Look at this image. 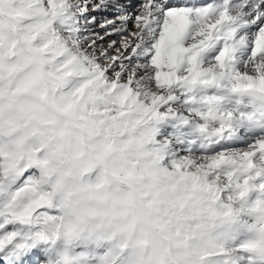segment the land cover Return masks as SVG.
I'll return each instance as SVG.
<instances>
[{
	"label": "snow or ice",
	"instance_id": "obj_1",
	"mask_svg": "<svg viewBox=\"0 0 264 264\" xmlns=\"http://www.w3.org/2000/svg\"><path fill=\"white\" fill-rule=\"evenodd\" d=\"M128 6L0 0V264H59L90 221L116 246L138 209L178 244L219 230L199 264H264V0ZM167 121L199 150L165 163Z\"/></svg>",
	"mask_w": 264,
	"mask_h": 264
},
{
	"label": "clouds",
	"instance_id": "obj_2",
	"mask_svg": "<svg viewBox=\"0 0 264 264\" xmlns=\"http://www.w3.org/2000/svg\"><path fill=\"white\" fill-rule=\"evenodd\" d=\"M120 191L126 196L129 189L120 186ZM136 216V234L116 246L105 242L107 225L101 229L99 221H90L89 231L84 237L67 239L59 246V264H85L80 256L85 251L94 256L88 264H113L114 261H119V264H199L200 256L207 255L216 245L225 242L219 230L204 233L187 231L189 239L178 244L169 239L159 225L148 221L146 214L139 209ZM193 235L195 238L191 239Z\"/></svg>",
	"mask_w": 264,
	"mask_h": 264
},
{
	"label": "rangeland",
	"instance_id": "obj_3",
	"mask_svg": "<svg viewBox=\"0 0 264 264\" xmlns=\"http://www.w3.org/2000/svg\"><path fill=\"white\" fill-rule=\"evenodd\" d=\"M142 0H136L133 2V9L134 13L136 12L138 6ZM98 20L102 19V16H99L97 14ZM128 28L132 31H135V28L133 27L132 22L130 21ZM124 35H127L125 33ZM120 39V36L118 37ZM118 43V44H117ZM116 43V47L119 48L120 40ZM106 46V44L104 43ZM116 50L115 48L110 50V54H115ZM158 132H157V138L163 141L164 137H168L172 143L168 145L165 148V156H164V162L167 163L171 161L172 159H175L177 156L184 154L183 152L186 149H191L193 151H198V142L197 144H189V139L192 138L193 133L187 129L180 126V124L177 121H167V122H161L157 125ZM242 146V145H237ZM59 247V246H58ZM39 254V253H38ZM37 254V256H39Z\"/></svg>",
	"mask_w": 264,
	"mask_h": 264
},
{
	"label": "bare ground",
	"instance_id": "obj_4",
	"mask_svg": "<svg viewBox=\"0 0 264 264\" xmlns=\"http://www.w3.org/2000/svg\"><path fill=\"white\" fill-rule=\"evenodd\" d=\"M134 1H136V0H122V2H124V3H126V4H128L129 6L127 7V12H129V13H134V9H133V2ZM99 16H102V19L103 18H109V19H111V18H113V12L111 11V10H109V12H107V13H102V14H98ZM98 17V16H97ZM99 18V17H98ZM130 23V22H129ZM128 26H129V24H128ZM95 27V30L96 31H98L99 32V34L101 35V36H105V30H100L99 29V27H98V25H96V26H94ZM125 34V33H124ZM123 34V35H124ZM125 36H127V35H125ZM119 37V35H111V36H105V38H104V40L103 41H98L97 42V44H98V47L99 46H102L103 48H107L108 47V45H109V43H111L112 41H116V43L119 41V40H121V36H120V39L118 38ZM104 43L106 44V46L104 45ZM118 44V43H117ZM120 45V44H119ZM116 53V52H115ZM39 252L37 251V252H35L34 253V255H32V256H30V257H28V258H26L27 259V264H32V260L33 259H35V257L37 256V254H38ZM50 255L52 254V253H49ZM39 255V254H38Z\"/></svg>",
	"mask_w": 264,
	"mask_h": 264
}]
</instances>
